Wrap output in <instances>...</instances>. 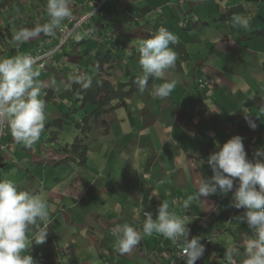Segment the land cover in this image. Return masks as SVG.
Instances as JSON below:
<instances>
[{
    "label": "crops",
    "instance_id": "crops-1",
    "mask_svg": "<svg viewBox=\"0 0 264 264\" xmlns=\"http://www.w3.org/2000/svg\"><path fill=\"white\" fill-rule=\"evenodd\" d=\"M77 1L85 3V12H94V0ZM102 3L103 13L95 14L91 30L84 31L85 23L46 69L35 67L43 82L39 98L45 102V121L69 110L66 137L80 134L77 121L95 108L75 110L79 103L74 102L78 96L73 77L91 79L93 92L103 80L117 89L133 76L141 77L138 41L162 27L178 38L169 45L177 61L126 107L107 110L91 125L89 164L62 163L66 156L58 151L65 138L52 144L45 129L36 146L16 142L9 122L0 148V180L11 179L18 190L43 195L49 205V222L39 225L47 228L45 242H33L22 255L30 254L35 264H186L180 258L181 245L156 233L143 234L145 213L155 219L160 203L167 201L177 216L190 217L188 239L200 238L205 248L196 264H226L223 237L216 238L231 224L230 214L237 219L245 209L232 206V192L193 200L187 210L183 201L196 194L203 178L212 176L208 157L233 136L242 137L249 160L264 148V0ZM83 14L74 11L71 16ZM71 27L66 22L58 29ZM58 33L43 34L37 45L28 43V55L50 53ZM126 64L132 73L126 74ZM166 81L176 82L174 90L164 99L154 97L153 87ZM59 100L66 101L61 109L55 106ZM48 131L58 130L49 126ZM124 223L134 227L141 240L130 252L120 253L112 230ZM37 231L31 227L30 241ZM239 231L244 243L245 233L252 236L250 229ZM234 244L243 247H236L239 251L246 246Z\"/></svg>",
    "mask_w": 264,
    "mask_h": 264
},
{
    "label": "clouds",
    "instance_id": "clouds-1",
    "mask_svg": "<svg viewBox=\"0 0 264 264\" xmlns=\"http://www.w3.org/2000/svg\"><path fill=\"white\" fill-rule=\"evenodd\" d=\"M103 4L96 5L93 13L87 11L86 14L76 17V20L71 19L72 22L69 24L72 30L57 32L60 35L57 45L50 53L44 54L48 55L44 61L45 67L42 68L40 63L35 64L34 58L37 56H29V53L22 51H19L18 55L12 52L7 58L0 59V121L7 120V126L10 122L11 134L16 142L26 147L32 146L45 127V102L39 98L43 82L38 79L40 71L35 67L46 69L52 56L58 55L85 23H93L95 14L103 13ZM46 10L50 21L33 29L19 30L14 36L17 46L41 33L49 37L54 36L62 21L72 15L69 0H47ZM85 15H89V18L84 19ZM237 22H240L239 18ZM244 26H247V21H244ZM91 27L87 25L84 31L91 30ZM177 42V36L163 27L151 38L138 41V63L143 74L136 83L141 94L147 88L150 77L160 79L166 70L175 67L177 53L169 45ZM73 81L81 84L83 90L91 87V79L76 76L73 77ZM206 82L202 84L209 87L210 82H207L208 85ZM175 87V81H166L153 87V95L164 99ZM248 123L255 129L256 125L251 119ZM3 139L4 136L1 139L2 143ZM207 163L212 176L203 178L196 194L183 201V208L187 210L193 200L206 198L217 192L224 195L232 192V206L236 209H245L244 214L237 219L246 223L252 232V236L245 241L244 264H264V148L255 152L254 160H249L242 137L236 135L222 146H218V151L208 157ZM145 216L144 235L151 236L156 233L175 245H181L182 257L186 264H196L202 257L205 248L200 243V238L188 239L190 217L177 216L169 210L167 201L160 203L155 219L151 213H145ZM48 222L49 205L43 195L20 191L11 179L0 180V264H35L30 254L22 253L27 252L33 242L37 245L45 242L47 228L39 225H47ZM32 226H36L38 231L30 241L29 233ZM112 233L117 237L115 247L120 253L130 252L141 240L140 233L127 223L118 225ZM237 255L238 248H229L225 253L226 264H236Z\"/></svg>",
    "mask_w": 264,
    "mask_h": 264
},
{
    "label": "rangeland",
    "instance_id": "rangeland-1",
    "mask_svg": "<svg viewBox=\"0 0 264 264\" xmlns=\"http://www.w3.org/2000/svg\"><path fill=\"white\" fill-rule=\"evenodd\" d=\"M85 1L90 2V0H85ZM201 1L206 2L208 0H201ZM219 1H222V0H219ZM93 3H95L96 5H99V6H101L103 4L102 0H94ZM46 5H47V0H0V59H4V57L7 58V56L9 54H11L13 51H15V49L17 47H19L16 45V43L14 41V36L19 30H21V29H33L39 25L48 23L50 21V17L48 16L47 10H46ZM83 5H85V3L79 4L77 0H69V8H70L72 14L74 11H80L81 13L86 14L85 9H83ZM73 18H75V20H76V17L70 16V18H68V20L66 22L71 23L72 22L71 19H73ZM77 22H79V21H77ZM87 25L91 27L92 23H88ZM42 35H43V33H41L37 37L28 39L26 42L33 44V45H37V41L41 40ZM26 42H24V43H26ZM24 43H22L21 45H23ZM118 43H120V42H118ZM56 45L57 44L54 43L53 47H55ZM44 51H47V50H44ZM17 55H18V53H17ZM128 61H130V64H131V60L128 59ZM129 65H127V64L125 65L126 74L132 73V72L128 71ZM85 68L87 70V68H89V65H86ZM57 73H59V72H57ZM102 84L105 85V87H106L105 92H110L112 90L113 86H111L110 83H106L103 80ZM68 100H70V99H68ZM74 102H76V99L74 100ZM65 104H66L65 100H59L55 106L58 109H61ZM72 104H74V103H72ZM81 105H82V103H79L77 105V109H79V107ZM94 110L93 109L89 110V112H93ZM111 110H113V109H111ZM69 114H71V112L69 110L63 111V109H62V111L59 112V114L55 120L52 119L51 121L47 120L44 122V124H45L44 129L46 132H48L50 134V138H49L50 143L56 144L57 138H59V140L60 139L63 140L65 138V141L62 143V146L64 148L67 147V145H70L71 143H73L75 137H71V134H68L66 137L64 130L61 132L58 129V131H55L53 134H51L48 131V127L52 124L58 125V122H60V121L67 122L68 118L66 119V116ZM96 122H97V120L91 121L92 127L95 125ZM92 130H93V128H92ZM94 131H95L96 139H97V136L100 134L99 127L97 126L94 129ZM56 134H57V136H56ZM72 138H73V141L71 143H69L72 140ZM38 141H39V139L33 144V146L38 145ZM1 145H3L2 142H1ZM0 154H1V151H0ZM90 160H91V156L88 153V161L86 164H89ZM241 210H243V208H241ZM242 215H239V216H242ZM235 216L236 215H233V213L230 214L231 224H229V226H227V230L225 231V233L222 232V234L216 238L218 241H220L219 238L223 237V238H221L222 241H220V242L225 243V244L221 243L220 245L224 249L227 248V250L229 248H231L232 245H235L234 244L235 242H238L242 245H245V243L242 241L243 237L241 236V232L239 231V228L241 227L242 230L249 229L247 227L246 223L240 222L239 219H234ZM244 235L246 236V238L250 237L249 233L248 234L245 233ZM213 244L215 245L216 243L213 242ZM235 247L243 249L242 246H236L235 245ZM235 259H236L237 264H244V260L246 259L245 248H244V250L239 251V255H237Z\"/></svg>",
    "mask_w": 264,
    "mask_h": 264
},
{
    "label": "trees",
    "instance_id": "trees-1",
    "mask_svg": "<svg viewBox=\"0 0 264 264\" xmlns=\"http://www.w3.org/2000/svg\"><path fill=\"white\" fill-rule=\"evenodd\" d=\"M245 11V9H243ZM69 18V17H68ZM66 18L62 21L61 24L66 23L68 20ZM60 29V28H59ZM56 30L55 33L59 31ZM29 44L20 45L17 51L15 49L14 55L19 51L28 52ZM17 51V52H16ZM43 70V69H42ZM131 76V74H130ZM139 77L131 78L130 82L127 84H120L119 88H112L110 92H105L106 87L105 85H100L95 92H93L90 88L87 90H83L81 84L74 83V93L78 96L76 103L83 102V104L79 107V109H86L88 106L94 107L95 110L92 112L91 115H88L77 121L76 127L80 131L73 143L67 145V147L61 148L60 152L65 158L63 159L62 163L69 164L71 162L78 163L80 165H85L88 161V153H89V142L91 141V121L98 120L101 116H103L107 110L123 108L127 106V103L130 99L134 97V95L138 92V85L136 83ZM155 81V78L151 77L148 81V86L152 85ZM147 86V88H148ZM115 102V103H114ZM77 109V105L75 106V110ZM77 109V110H79ZM74 110V111H75ZM74 114V113H73ZM75 120V118L73 117ZM71 123L60 121L57 124L50 125L55 129H59L63 131L67 126H70ZM58 134V133H57ZM56 134V136H57ZM69 162V163H68Z\"/></svg>",
    "mask_w": 264,
    "mask_h": 264
},
{
    "label": "built area",
    "instance_id": "built-area-1",
    "mask_svg": "<svg viewBox=\"0 0 264 264\" xmlns=\"http://www.w3.org/2000/svg\"><path fill=\"white\" fill-rule=\"evenodd\" d=\"M87 18H89V15H85L84 16V19H87ZM76 25L78 26V23ZM47 57H48V55H42V56L35 57L34 58L36 60V63L35 64L40 63V66L42 68L45 67L46 66V63L44 61H45V59H47ZM202 83H204V82L201 81V84ZM206 84L208 85L207 82H206ZM6 129H7V120L0 121V142H1V139L3 138V136L6 133ZM180 258L183 259L182 254H181Z\"/></svg>",
    "mask_w": 264,
    "mask_h": 264
},
{
    "label": "bare ground",
    "instance_id": "bare-ground-1",
    "mask_svg": "<svg viewBox=\"0 0 264 264\" xmlns=\"http://www.w3.org/2000/svg\"><path fill=\"white\" fill-rule=\"evenodd\" d=\"M203 85V84H202ZM204 87H206V86H204ZM176 262H177V260H176Z\"/></svg>",
    "mask_w": 264,
    "mask_h": 264
}]
</instances>
